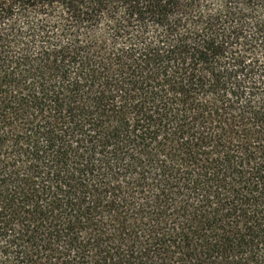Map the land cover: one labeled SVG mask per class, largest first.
<instances>
[{
	"label": "trees",
	"instance_id": "trees-1",
	"mask_svg": "<svg viewBox=\"0 0 264 264\" xmlns=\"http://www.w3.org/2000/svg\"><path fill=\"white\" fill-rule=\"evenodd\" d=\"M0 264H264V0H0Z\"/></svg>",
	"mask_w": 264,
	"mask_h": 264
}]
</instances>
